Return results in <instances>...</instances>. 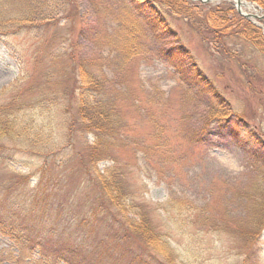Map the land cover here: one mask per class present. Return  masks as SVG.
Masks as SVG:
<instances>
[{"label":"rangeland","instance_id":"1","mask_svg":"<svg viewBox=\"0 0 264 264\" xmlns=\"http://www.w3.org/2000/svg\"><path fill=\"white\" fill-rule=\"evenodd\" d=\"M187 1L201 3L200 0ZM244 1L252 3L251 7L243 6L246 13L264 14V5L258 1ZM7 2L0 0L3 12ZM74 2L83 15V18H73L74 31L70 30L69 22H60L56 27L43 29L42 34L35 33L33 28L18 37L4 35L0 39V114L14 115L12 109L5 106L16 92L3 91L20 74L22 58L31 67L28 48L34 38L45 44L49 40L50 44H57L72 36L81 41L80 52H85L84 46L90 44L94 57L97 54L112 57L113 52L106 44H117L119 20L125 18L129 26L140 30L142 43L153 49L148 55L139 56L135 69L125 76L126 84L139 99V105L142 102V109L156 111V119L165 129L158 131V136L148 131L145 121L148 111H141L139 116L134 108L126 114L130 120L127 132L135 139L129 138L130 147L125 148L121 143L117 148L124 172L122 182L127 181L129 195L135 197L136 204L143 200L155 203L171 199L184 203L181 208H185L181 213L174 209L175 213L167 216L169 222L165 216L160 217L159 211L152 212L157 228L168 235L174 248L173 262L165 260L164 264H264V166L255 167L249 153L226 135L223 128L240 120L238 114L243 119L240 125H251L254 135L264 141V45L254 44L250 38L242 40L237 35L227 38L224 47L216 46L189 32L185 17L170 16L166 9L170 24L185 44H172L171 35L162 32L161 40L166 45L162 48L164 51H158L157 46L162 45L158 35L150 30L131 0ZM223 2L235 5L234 0L206 4L216 6ZM259 16L248 19L264 36V17ZM92 18L98 20V27L93 25L92 34L84 32L83 28ZM96 27L104 33L100 35ZM9 39L28 40L21 45L23 49L18 47L22 58L5 42ZM123 43H127L125 38ZM181 45L190 51L232 108L234 113L226 124L220 123V117L208 115V106L216 107L219 112L223 104L209 92L202 99L170 64V59L180 58L175 49ZM102 71L109 82L120 75L115 77L111 65H106ZM29 88L30 83H24L17 100L25 108L20 114L29 115L31 120L35 119L31 114L37 117L40 110L36 98L31 99L36 88ZM146 97L154 98L152 106ZM206 115L212 119L208 125H202ZM48 127L44 125L42 131L34 133L35 138L30 134L12 140L0 139L5 146L0 150L1 220L15 226L13 234L0 232V264H66L57 254L62 250L73 262L69 255V248L73 247H76L74 257L78 264H92L94 255L103 256L105 264H163L158 261V256L160 259L162 256L143 248L145 244L137 235L120 238L123 219L117 209L96 213L92 200L95 190L89 177L79 169L80 156L71 147L64 148L57 156L54 151L49 152L51 148L56 147V150L67 145V139L60 134L62 127L56 128L53 134ZM86 140L90 142L92 137ZM75 148H83L81 139ZM107 164L102 161L99 168ZM254 195L261 199L254 200ZM126 211L130 216L133 214L130 208ZM240 226L254 233L244 240L238 236ZM39 242L46 245L44 256L39 254Z\"/></svg>","mask_w":264,"mask_h":264},{"label":"trees","instance_id":"2","mask_svg":"<svg viewBox=\"0 0 264 264\" xmlns=\"http://www.w3.org/2000/svg\"><path fill=\"white\" fill-rule=\"evenodd\" d=\"M131 1L138 13L147 21L150 30L158 35V42L162 44L157 46L156 50L158 51H164L162 48L166 45L161 40L160 33L162 32L171 35L169 37L174 42L172 44H185L180 34L170 24L168 11L171 13L170 16L181 17L182 15L185 17L189 32L198 35L208 43H214L216 46L222 45L224 47L227 38L237 35L242 40L248 41L250 38L254 44L264 45L261 44L264 36L259 27L240 14L233 2L232 4L223 2L216 6H210V4L203 2L194 3L187 0ZM256 1L264 5V0ZM3 9L4 12L0 10V39H3L4 35L18 37L26 31H32L33 28L36 30L35 33L42 34L43 29L56 27L60 22H69L70 30L74 31L73 18L75 16L83 18L79 10L77 11L74 0H8L3 5ZM119 22L120 33L116 35V37L119 36L117 44H106L109 46L108 49L113 52L112 57H104L98 54L94 57L90 44L84 46L85 52H80L78 44H81V41H76L72 36L67 38L65 42L56 40L57 44H50V40L45 44L41 39L35 40L34 38V43L30 44L28 48L31 55L29 58L32 62L31 67H28V63L24 61L18 49L22 44H27L28 40L26 39V42H20L16 39L6 40L5 42L10 44L13 53L21 55L20 58L22 59L20 74L3 91L13 90L16 94L11 102L5 106L10 107L12 109L11 114L14 113V115L8 116L1 110L3 114H0V139L12 140L15 137L19 138L30 134L32 138H35L34 133L37 134L42 131L44 125L49 126L48 130L51 134L56 131V128L59 127L60 130L62 127L60 134L67 139V145L65 144L56 150H54L56 147L51 148L48 151H54L57 156L62 153L64 148L71 147L80 156L82 163L79 164V169L89 177L93 183L92 189L95 190V197H92V200L95 203L96 213L99 214L114 207L118 210L119 216H122L121 220L123 219L120 238L124 240L132 235H137L140 237L139 241L145 244L143 248L147 247L156 255L162 256V259L158 256V261L163 264L165 260L172 263L175 256L174 248L168 240V235L157 228L152 212L159 211L160 217L165 216L166 222H169L167 216L170 213H175L174 209H178V213L184 211L185 208H181L184 203L180 204L176 203L175 200L168 199L164 202L155 203L143 200L136 204L134 202L135 197L129 195L130 189L128 190L127 181L124 183V179L122 182L121 178L124 177V172L119 162L117 148L121 143L125 148L130 147L129 138H134L132 134L127 132L130 120L126 118V114L134 108L139 116L141 111H148L145 117L148 131H153L156 134L165 128L157 121L156 111L150 112V110L141 108L142 102L139 105V99L131 93L125 80V76H129L128 74L135 69L139 56L148 55L153 49L142 43L140 30H137L133 25L129 26L125 18ZM93 25L98 27V20L92 18L88 26L83 28L84 32L90 31L92 34ZM97 29L100 35L104 33L101 32V29ZM121 32L123 33L121 34ZM105 33L108 34V32ZM124 38L127 43H123ZM223 51L226 52V50ZM175 52L180 55V58L178 60L170 59V64L175 66L189 85L196 90L197 94L203 99L204 94L209 92L218 102L223 104L219 112L216 107L209 108L208 106V115L220 117L221 124L229 122L228 119L234 113L232 108L227 101H224L212 81L192 58L190 51L181 45L175 49ZM106 65L113 67L116 78L120 74L114 82H109L103 74L102 69ZM39 78L41 79L39 80ZM28 82L30 83L29 89L36 88L31 95V99L36 98L40 110L36 113L37 117L35 113L31 114L36 120H29V115L20 114L25 111V108L20 106L21 104L17 100L19 94L22 93L24 83ZM152 99L154 98L146 97L150 106L153 104ZM128 102H131V105H128ZM208 115L202 118V125H208L209 120L212 119ZM237 116L240 120L223 127L226 135L244 147V150L253 159L255 167L264 166V141L254 135L251 125L246 123L244 126L240 125L243 119L240 115L237 114ZM88 136L92 137V141L86 140ZM156 136L158 135L156 134ZM194 138L197 141L196 136ZM78 139L83 141L82 149L75 148ZM134 139L132 143H134ZM33 141L38 142V140ZM46 144H49L48 141ZM4 148V144L0 143V150ZM102 161L108 162L103 169L99 168V163ZM252 198L256 201L261 199L257 195ZM127 208L133 211L131 216L128 215ZM1 217L3 215L0 213V232L13 234L15 226L2 221ZM262 218L264 221V215ZM172 221L174 220L172 219ZM3 227H7V229ZM240 227L238 236L244 240H247L254 233L249 228L245 230L244 227ZM13 238H16L21 244L19 242L21 240L15 235ZM37 246L41 247L39 254L44 256L47 251L43 247L46 245L42 246L39 242ZM69 250L73 262L62 250L57 255L66 260V264L70 262L71 264H78L74 257L77 254L76 247L69 248ZM17 258L18 256L15 259ZM94 258L92 264H105L103 256L94 255Z\"/></svg>","mask_w":264,"mask_h":264},{"label":"water","instance_id":"3","mask_svg":"<svg viewBox=\"0 0 264 264\" xmlns=\"http://www.w3.org/2000/svg\"><path fill=\"white\" fill-rule=\"evenodd\" d=\"M200 1H202V2H204V3H207V2H214V1H220V0H200ZM234 2H235V4H236V6H237V9H238V11L240 12V13H242L243 15H245L246 17H248V18H250V17H252V16H259V15H257V14H250V13H246L245 12V10H243V6L244 5H246V6H250L252 3H250V2H246V1H244V0H234ZM259 17H264V14L263 15H261V16H259Z\"/></svg>","mask_w":264,"mask_h":264},{"label":"bare ground","instance_id":"4","mask_svg":"<svg viewBox=\"0 0 264 264\" xmlns=\"http://www.w3.org/2000/svg\"><path fill=\"white\" fill-rule=\"evenodd\" d=\"M252 5L248 6V7H251Z\"/></svg>","mask_w":264,"mask_h":264}]
</instances>
